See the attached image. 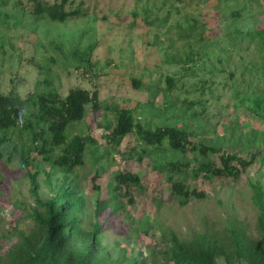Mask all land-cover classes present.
<instances>
[{"label": "rangeland", "instance_id": "374dc122", "mask_svg": "<svg viewBox=\"0 0 264 264\" xmlns=\"http://www.w3.org/2000/svg\"><path fill=\"white\" fill-rule=\"evenodd\" d=\"M33 5L31 0H0V92L15 89L28 98L46 92L65 97L73 88L99 90L101 109L94 113L88 108L84 120L67 129L69 139L81 135L97 141L84 166L65 173L85 195L83 228L91 231L99 221L102 245L115 258L127 250L142 254L147 264H164L160 252L173 235L190 241L196 233H223L231 223L258 235L249 184L264 185V56L257 50L259 40L253 42L264 31V0H72L67 9L84 15L65 23L31 16ZM234 31L244 35L241 43L233 42ZM80 58L84 62L78 66ZM168 77H174L176 86H168ZM134 79L142 81L141 89H135ZM193 99L203 106L190 105ZM126 107L136 108L139 121L151 129L187 130L195 145L222 147L249 159L261 154L240 181H205L193 169L216 162V156L184 155L167 143L143 146L136 135L120 146L110 144L108 126L116 124V111ZM20 133L9 134L10 146L30 145ZM7 152L2 146L0 257L16 243V231L33 225L31 173L39 172L40 196L50 197L48 163L32 153L24 169ZM125 169L141 177L134 204L122 193L118 201L109 198L114 196V175ZM96 173L101 190L93 187ZM170 179L204 197L182 205L172 194Z\"/></svg>", "mask_w": 264, "mask_h": 264}, {"label": "trees", "instance_id": "16d2710c", "mask_svg": "<svg viewBox=\"0 0 264 264\" xmlns=\"http://www.w3.org/2000/svg\"><path fill=\"white\" fill-rule=\"evenodd\" d=\"M71 1L57 0L51 4L48 0H31L34 5L30 15L44 17L56 23H65L71 17L83 16L84 11L80 9H67ZM233 35L234 43H241L244 39L239 31L237 34L234 31ZM256 39L259 40L257 50L264 56V31L256 34L253 42ZM77 62L81 66L84 61L80 58ZM87 64L91 65L89 61ZM132 83L135 89H141L143 84L137 79ZM167 83L170 88L176 86L174 77H168ZM202 85L204 90L207 83L203 82ZM99 95V90L90 92L82 88L71 89L65 97L55 92L31 95L28 98H24L15 89L8 93L0 92V149L2 146L7 148L10 158L16 155L22 161L24 169L28 167L32 153L41 156L49 165V170L45 173V184L50 193L49 198L40 196L39 172L31 173V195L35 208L29 213V219L33 225L29 231H16L14 237L17 241L0 257V264H147L141 259L142 254L128 253L127 250L120 251L119 257L115 258L102 245V225L99 221L95 222L91 231L83 228L80 217L85 209V195L75 181L65 175L84 166L87 151L97 144L92 136L78 135L69 139L67 129L82 122L88 108L94 113L101 109ZM189 101L190 105L203 106L200 99ZM136 112L137 109L131 107L116 111V124L108 126V142L120 146L126 137L136 135L143 146L161 148L167 143L172 151L184 155L192 152L199 153L202 158L216 156V162L206 161L199 165V170L193 169V175L197 178L202 176L205 181L211 178L240 181L261 154L255 153L250 159H245L229 154L222 147L204 143L195 145L192 134L186 130L177 126L151 129L147 123L139 121ZM16 131L21 132V136H26L24 141L30 145L15 143L10 146L12 138L9 134ZM170 170L175 171L172 168ZM59 173L61 177H58ZM100 177L96 173L92 178L94 190H101V186L96 185ZM169 182L172 194L180 199L182 205L188 204L192 198L204 197V193L191 189L185 182L172 179ZM141 184L139 174L129 169L119 171L113 179L114 196L109 198H121L122 193V198H128V202L134 204V191ZM249 185L253 191V204L258 211V235L250 236L246 230L232 223L224 227L223 233H196L190 241H182L173 235L166 239L167 246L160 252L164 257V264H264V185L259 182H251ZM99 212L100 207H97L96 214L99 215Z\"/></svg>", "mask_w": 264, "mask_h": 264}, {"label": "clouds", "instance_id": "9594fccd", "mask_svg": "<svg viewBox=\"0 0 264 264\" xmlns=\"http://www.w3.org/2000/svg\"><path fill=\"white\" fill-rule=\"evenodd\" d=\"M184 130H185V129H184ZM186 131H187V130H186ZM187 132H188V131H187ZM238 157H240V156H238ZM241 158H243V157H241ZM248 158H249V157H248ZM248 158H247V159H248ZM245 159H246V158H245ZM254 165H255V164H254ZM215 179H216V178H215Z\"/></svg>", "mask_w": 264, "mask_h": 264}]
</instances>
